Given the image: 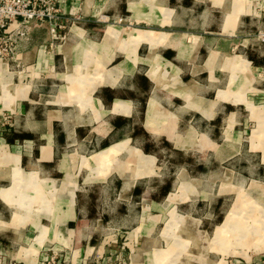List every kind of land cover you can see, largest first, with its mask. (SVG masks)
Returning <instances> with one entry per match:
<instances>
[{
    "label": "crops",
    "instance_id": "0c3cea01",
    "mask_svg": "<svg viewBox=\"0 0 264 264\" xmlns=\"http://www.w3.org/2000/svg\"><path fill=\"white\" fill-rule=\"evenodd\" d=\"M59 26L0 57V264H152L162 142L264 191V0H60Z\"/></svg>",
    "mask_w": 264,
    "mask_h": 264
},
{
    "label": "rangeland",
    "instance_id": "374dc122",
    "mask_svg": "<svg viewBox=\"0 0 264 264\" xmlns=\"http://www.w3.org/2000/svg\"><path fill=\"white\" fill-rule=\"evenodd\" d=\"M161 149L163 151L157 155L156 162L161 182L157 185L170 181L169 191L174 183L172 192L177 190L178 197L183 196L174 200V204L163 201L159 207L161 225L157 231L158 244L151 257L152 264H264V231L257 234L251 228L242 233L229 227L221 239L217 241L214 238L216 229L237 199L242 213L239 221L249 225L255 223L264 214V191L254 189V185L245 178L239 181L232 164L217 165L210 159L209 164L201 165L200 161L193 159L192 163L188 162L190 170L186 171L182 167L185 162L182 154L173 155L164 142ZM189 173L194 178L200 174L206 178L201 182L189 181L187 185L176 183L177 178L182 182L187 180ZM197 191L204 194L199 196ZM124 258L127 259V255L114 263L124 264ZM94 261L92 259L86 264H112L105 259ZM49 264L55 262L49 261Z\"/></svg>",
    "mask_w": 264,
    "mask_h": 264
},
{
    "label": "built area",
    "instance_id": "2783aa9c",
    "mask_svg": "<svg viewBox=\"0 0 264 264\" xmlns=\"http://www.w3.org/2000/svg\"><path fill=\"white\" fill-rule=\"evenodd\" d=\"M60 22V0H0V57H12L34 29ZM6 118V117H5Z\"/></svg>",
    "mask_w": 264,
    "mask_h": 264
},
{
    "label": "bare ground",
    "instance_id": "6f19581e",
    "mask_svg": "<svg viewBox=\"0 0 264 264\" xmlns=\"http://www.w3.org/2000/svg\"><path fill=\"white\" fill-rule=\"evenodd\" d=\"M237 200H235L236 203L234 202L235 204L233 205L230 212L224 218V221L216 229L215 234H214L215 240L218 241L219 239H221L222 235L225 233L226 229L229 227H234L235 230H237L238 232H242V233L243 231H246V229L249 230L251 228L254 229V231L257 234H259L260 231L261 232L264 231V214L260 218L256 219L255 223L250 224V225L247 222L239 221V217L241 216L242 213H241V206L239 205Z\"/></svg>",
    "mask_w": 264,
    "mask_h": 264
},
{
    "label": "trees",
    "instance_id": "16d2710c",
    "mask_svg": "<svg viewBox=\"0 0 264 264\" xmlns=\"http://www.w3.org/2000/svg\"><path fill=\"white\" fill-rule=\"evenodd\" d=\"M166 146L167 144L164 143ZM147 151V149H146ZM169 187H170V181H166L165 184H163L160 188H159V191H160V196H164L167 194L168 190H169Z\"/></svg>",
    "mask_w": 264,
    "mask_h": 264
}]
</instances>
